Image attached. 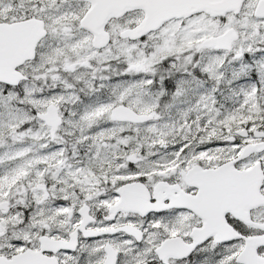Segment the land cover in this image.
Returning a JSON list of instances; mask_svg holds the SVG:
<instances>
[{
	"label": "snow or ice",
	"instance_id": "6c2138e0",
	"mask_svg": "<svg viewBox=\"0 0 264 264\" xmlns=\"http://www.w3.org/2000/svg\"><path fill=\"white\" fill-rule=\"evenodd\" d=\"M0 264H264V0H0Z\"/></svg>",
	"mask_w": 264,
	"mask_h": 264
}]
</instances>
